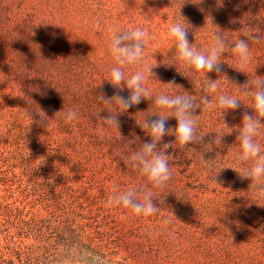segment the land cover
<instances>
[{"label":"rangeland","instance_id":"obj_1","mask_svg":"<svg viewBox=\"0 0 264 264\" xmlns=\"http://www.w3.org/2000/svg\"><path fill=\"white\" fill-rule=\"evenodd\" d=\"M179 8L198 49L209 47L219 29L230 42L249 29L264 31V0H0V264H76L70 242L60 238L71 232L112 250L160 248L176 264H213L215 257L228 264L225 253L229 264H264V197L240 178L243 166L235 159L242 114L253 113L251 98L238 86L264 79V32L260 43L249 42L246 66L226 49L221 73L189 70L167 35L183 19ZM135 27L151 36L141 67L156 65L155 78L145 85L153 97H200L207 75L220 81L211 100L227 94L241 101L223 114L196 109L202 144L180 146L174 136L163 138L173 142V175L166 187L152 189L160 206L152 217L108 200L113 184L121 190L151 187L127 157L151 139L140 127L144 118L165 110L148 99L119 114V128L100 118L119 110L115 101L99 99L117 91L106 81L114 66L110 30ZM123 70L129 77L140 69ZM72 109L78 118L68 122L62 114ZM40 110L47 120L31 123L27 113L38 121ZM175 125L170 117L167 126ZM216 135H223L222 147L213 143ZM255 139L264 152V124ZM165 217L170 224L162 223Z\"/></svg>","mask_w":264,"mask_h":264},{"label":"clouds","instance_id":"obj_2","mask_svg":"<svg viewBox=\"0 0 264 264\" xmlns=\"http://www.w3.org/2000/svg\"><path fill=\"white\" fill-rule=\"evenodd\" d=\"M180 8L179 15L183 19L173 23L168 29L167 35L174 41L176 59L182 63L183 67L197 72L221 73V57L226 49H230L237 55L241 67L251 62L249 42L260 43L261 33L264 31L249 29L242 34V38L239 37L230 42L224 32L218 28L219 30L212 36L211 45L204 49H198L188 39L190 31L188 25L190 24L187 18L181 15ZM150 39V33L141 27L110 30L108 47L114 66L110 67L109 78L106 81L117 91L110 97L103 93L99 94L102 103L111 104L115 101L119 109L100 117L101 123L107 126L119 128L118 115L140 104L142 100L152 99L151 105L165 110L149 115L156 116V119L149 120L147 119L149 116L144 118L140 127L151 139L149 142L140 144L127 157L128 165L140 176L145 177L151 187L141 184L121 190L119 184H113L108 200V204L111 206L123 207L130 210L134 215L143 217H152L160 211V206L156 202L158 199L152 189H162L172 179L168 149L173 147V142L165 143L163 138L168 135L174 136V143L180 146L202 144L205 134L200 136L196 134V117L198 116L195 114L196 109L212 111L219 108L223 110V114L228 111H236L241 104V101L235 96L227 94L219 95L215 101L211 100L208 94L217 92L220 81L210 79L207 75L201 86L203 95L200 97H195L187 92H185L187 94L178 93L174 95L159 94L153 97L145 85L148 79L155 78L152 69L156 65H143L141 67L142 61L145 59V48ZM126 66H136L140 70L126 77L123 70ZM169 84H174V82H169ZM238 87L242 88L244 94L251 98L250 107L253 109L252 114L248 112L242 114L241 126L236 136V141L239 142V150L235 159L237 164L243 166L242 171L238 174L241 179L249 180L256 193L264 197V152H262L261 144L255 139L259 135L261 125L264 124V79L248 80ZM125 89L129 93L126 97L121 95ZM27 115L31 123L38 125H43L47 120L46 114L42 110L39 112L41 119L38 121L31 119V112H28ZM62 115L68 122L78 118V112L75 109L67 110ZM170 117L176 121L174 128L167 126ZM222 137L223 135H216L213 143L222 147ZM201 157L203 159L202 154ZM203 160L207 162V160ZM216 175L211 177L214 182H216ZM160 202L162 203V201ZM162 223L167 225L171 223V220L165 217ZM82 264H106V261L101 256L86 251Z\"/></svg>","mask_w":264,"mask_h":264},{"label":"trees","instance_id":"obj_3","mask_svg":"<svg viewBox=\"0 0 264 264\" xmlns=\"http://www.w3.org/2000/svg\"><path fill=\"white\" fill-rule=\"evenodd\" d=\"M61 239L64 242H70L66 244V246H70L73 249L74 253L77 255L73 263L82 264V259L84 253L87 251L89 253L97 254L101 256L105 261L106 264H176L174 260H171L172 255L169 252H163L160 248H153L150 247L148 250H142L139 247L136 250H129L128 247H125L123 250L119 248L117 250H112L107 245H99L94 244L92 241L88 243L85 240L84 236L81 235H74L71 232V236L69 234H60ZM198 255H204L207 258L213 257L212 254L205 253V252H197ZM197 255V254H196ZM226 263L229 264V254L225 253ZM195 258V257H194ZM218 260L221 258L215 257L211 262H215V264H220ZM10 264H15L10 262ZM240 264V263H234Z\"/></svg>","mask_w":264,"mask_h":264}]
</instances>
